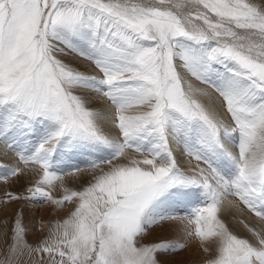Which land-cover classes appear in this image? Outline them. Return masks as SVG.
<instances>
[{
  "label": "snow or ice",
  "instance_id": "1",
  "mask_svg": "<svg viewBox=\"0 0 264 264\" xmlns=\"http://www.w3.org/2000/svg\"><path fill=\"white\" fill-rule=\"evenodd\" d=\"M0 143L16 161H0V180L37 174L26 196L8 199L74 205L35 247L19 210L0 231V264H174L167 257L185 244L141 243L169 221L210 253L204 264H264V227L245 224L250 240L221 218L228 207L264 222V6L0 0ZM172 143L195 161L188 170ZM81 173L86 186L53 195Z\"/></svg>",
  "mask_w": 264,
  "mask_h": 264
},
{
  "label": "rangeland",
  "instance_id": "2",
  "mask_svg": "<svg viewBox=\"0 0 264 264\" xmlns=\"http://www.w3.org/2000/svg\"><path fill=\"white\" fill-rule=\"evenodd\" d=\"M172 2L183 4L185 3V0H172ZM250 2L258 6L264 5V0H250ZM184 10L187 11L188 9L185 8ZM193 23L202 25V21H193ZM59 58L80 71H92L86 62L73 59L72 56H60ZM99 104L102 106L103 102L95 101L89 106L99 108ZM180 146V148L183 149L182 145ZM171 148L174 152V147L172 145ZM0 161L6 163L16 162L14 154L9 151L2 143H0ZM36 178L37 174L35 172H27L26 174L21 175L18 179L10 178L7 183L0 180V231H4L3 226L6 224L10 227L12 219L15 217L16 213L22 209L24 214V223L27 229L26 240L34 247L39 241L44 239L49 234V230L54 228L57 222H62L65 218H67L74 208V205L70 202L63 206H56L49 202L25 201L23 198L20 200H10L6 197L5 194L7 192L17 193L22 197L26 196V189L32 183H34ZM90 180L91 175L89 173H81L78 176L65 177L63 185H61L60 182H56L53 195L57 197L63 195L65 187L71 190H80L82 186H86ZM222 219L226 223L230 222L227 216L223 217ZM182 237H184V226L179 221H169L166 222V226L163 229L160 227H154L153 229L149 230L143 236L141 243L148 244L152 242H159L164 239H170L174 242L185 244L184 249L178 250L175 254L167 257V259L173 261L174 264H187V262L185 263L184 259H186L188 256L193 258L194 249H191L190 245L198 248L196 251L198 252L197 258H195V261H192L190 264H204V262L210 258V253L203 251L198 240H188ZM10 242L11 241L9 240L8 243ZM3 250H5V243L0 241V261L5 259ZM41 255L44 256L45 260H47L46 254L42 253ZM34 258L39 259V257ZM27 259V257H24V260Z\"/></svg>",
  "mask_w": 264,
  "mask_h": 264
},
{
  "label": "bare ground",
  "instance_id": "3",
  "mask_svg": "<svg viewBox=\"0 0 264 264\" xmlns=\"http://www.w3.org/2000/svg\"><path fill=\"white\" fill-rule=\"evenodd\" d=\"M182 74L185 76V79L189 83H191V85L194 88L203 89L207 93H209V95L197 94L196 95L197 99L203 102L206 106H214L216 109L218 110L220 109L221 101L217 97V94L211 88H208L205 84L188 76L185 73H182ZM100 107L102 106H100L99 104V108ZM223 115L226 119L228 118L226 114H223ZM103 127L106 132L111 131L110 125L104 124ZM112 134L114 135L115 133L112 132ZM171 145L174 147V155L177 157L178 164L181 168L188 170L191 166L195 164L194 160H191L189 157H187L183 153V149L180 148L181 146L179 144L172 143ZM136 156L138 157V155ZM225 216H227L231 222V223L230 222L227 223L230 229H232L235 234H238L242 238H248L250 240L252 239V235L245 227V224L251 227H254L257 230H259L261 227H264V222L260 221L258 218L254 217L252 214L248 213L246 210L240 213V212H237L236 209L234 208L224 207L221 212V217L223 218ZM240 221H243V223H240ZM190 248L194 249V253H193V258H190V256H188L186 259H184L185 263L187 262V264H190L192 261H195V258H197V255H198V252H196L198 248L192 245H190Z\"/></svg>",
  "mask_w": 264,
  "mask_h": 264
}]
</instances>
